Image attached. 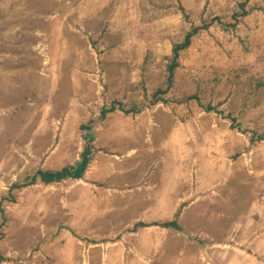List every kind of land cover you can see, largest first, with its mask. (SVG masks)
Instances as JSON below:
<instances>
[{
    "label": "rangeland",
    "instance_id": "374dc122",
    "mask_svg": "<svg viewBox=\"0 0 264 264\" xmlns=\"http://www.w3.org/2000/svg\"><path fill=\"white\" fill-rule=\"evenodd\" d=\"M226 237L264 264V0H0V264H222Z\"/></svg>",
    "mask_w": 264,
    "mask_h": 264
},
{
    "label": "crops",
    "instance_id": "0c3cea01",
    "mask_svg": "<svg viewBox=\"0 0 264 264\" xmlns=\"http://www.w3.org/2000/svg\"><path fill=\"white\" fill-rule=\"evenodd\" d=\"M175 150H176V152H177V145L175 146ZM179 154H181V152L179 153ZM93 159V156L91 157V159H90V161H89V163H88V165H87V167H86V169L84 170V172H83V174H82V176L79 178V179H75V180H82L83 178H85V174H86V172H87V170H88V168H89V166H90V162H91V160ZM176 160H175V169L176 170H174V177H173V179H174V184L173 183H169L168 184V186L169 187H171L172 188V190L170 191V192H168V194L170 195V194H172V195H177V182H179V180L181 179V175H182V170H180V171H177L178 169H179V167L180 168H182V163L181 162H179V156H178V159L177 158H175ZM217 163H218V165L216 166V159H215V161L213 162L212 161V164H213V166L216 168V169H220V168H222V163H221V159L219 158L218 160H217ZM166 167H167V165H165L164 166V171L163 170H161V172H164V174H165V176H167V172H166ZM225 167V166H224ZM223 173V172H222ZM172 174V175H173ZM217 173H216V171L214 172V179L216 178V179H220V178H225V176H224V174H221V175H219V176H217L216 175ZM190 175H191V180H194V179H196V180H199V176H198V173H197V170L194 168V171H191L190 172ZM178 178H179V180H178ZM69 179V178H68ZM70 179H73V178H70ZM66 180V179H65ZM63 181V180H62ZM173 184V185H172ZM179 187H181V185L179 186ZM180 191H182V190H179V192ZM178 192V193H179ZM150 194V193H149ZM165 195L167 196V193H165ZM156 196V195H155ZM178 198H179V200H180V202H182V196L179 194V196H178ZM181 204V203H180ZM163 206V207H162ZM162 208H164V210H165V205H161V203L160 204H158L157 205V207L156 206H152V204L151 203H149V201L147 202V203H145V206H144V208H143V211H142V215L140 216V217H142V218H146L145 220H147L148 219V217H150V215H149V213H150V211H151V213H156L153 217H160V215H161V211H162ZM178 210V208H177V205L176 204H174V207H172V208H170V211H172V212H176ZM159 213H158V212ZM152 216V215H151ZM140 222H141V224H138L133 230H135V229H137V232H140V231H143L144 232V230H146V229H150V228H159L160 230H162V226H161V222L160 223H155V224H153L152 226H150V227H147V225L145 224V223H147V221H144V219H141L140 220ZM165 229V228H164ZM69 232V235L65 238V237H63V238H65L67 241H69L70 240V238L72 237V238H74V237H76V236H72L73 235V233L71 232V229L70 230H68ZM132 233L134 232V231H131ZM228 233V232H227ZM229 234V233H228ZM64 239V240H65ZM228 241V238L226 237V241H219V242H217L218 244H221L222 245V250L221 251H219V252H216L215 253V258H218V262H220L221 261V263L222 264H230V260H231V255H230V253L228 252V251H225V247H227V243H229V242H227ZM229 241H230V239H229ZM245 256H248L249 258L248 259H246L245 258ZM258 257H260V256H258ZM238 259H240V261L242 260L243 262H244V264L245 263H248V260H252L253 258H251V256L250 255H246V254H244L243 256H241V258H238Z\"/></svg>",
    "mask_w": 264,
    "mask_h": 264
},
{
    "label": "trees",
    "instance_id": "16d2710c",
    "mask_svg": "<svg viewBox=\"0 0 264 264\" xmlns=\"http://www.w3.org/2000/svg\"><path fill=\"white\" fill-rule=\"evenodd\" d=\"M193 34V30L190 31L185 37L184 41L181 44H174L172 45V55L174 58L178 57V52L182 50L183 48L187 47L190 42V38ZM175 68V65H171L168 67L169 71V77L168 79L172 81V75H173V69ZM112 110L108 111L111 112ZM102 115H105V111H102ZM92 152L90 151L83 154L81 156V160L74 166V167H64L59 171H38V177H40L41 180L45 181V183H52V182H59L68 178L73 179H79L84 170L86 169L91 157ZM167 225V224H166ZM164 225V226H166Z\"/></svg>",
    "mask_w": 264,
    "mask_h": 264
}]
</instances>
